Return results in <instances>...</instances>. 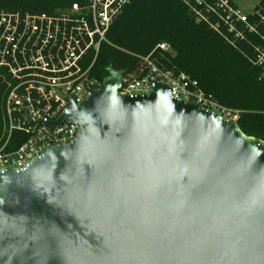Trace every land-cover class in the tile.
Here are the masks:
<instances>
[{"label":"water","instance_id":"obj_1","mask_svg":"<svg viewBox=\"0 0 264 264\" xmlns=\"http://www.w3.org/2000/svg\"><path fill=\"white\" fill-rule=\"evenodd\" d=\"M123 72L48 123L76 141L0 173V264H264V144Z\"/></svg>","mask_w":264,"mask_h":264},{"label":"built area","instance_id":"obj_2","mask_svg":"<svg viewBox=\"0 0 264 264\" xmlns=\"http://www.w3.org/2000/svg\"><path fill=\"white\" fill-rule=\"evenodd\" d=\"M132 1L77 0L54 13L0 10V69L9 78L0 173L26 169L49 146L77 140L76 122L48 123L58 120L71 100L79 104L103 87L109 73L103 78L95 73L97 58L108 31ZM182 1L196 20L231 44L246 43L252 50L246 55L264 75V0L249 12L243 10L240 0ZM160 48L167 50L168 45L162 43ZM122 71L120 93L149 95L162 83L172 97L196 103L224 120L238 122L241 117L239 110L221 105L197 80L158 65L150 56L142 57L136 68ZM16 143L19 145L14 147ZM2 183L0 178V188Z\"/></svg>","mask_w":264,"mask_h":264},{"label":"trees","instance_id":"obj_3","mask_svg":"<svg viewBox=\"0 0 264 264\" xmlns=\"http://www.w3.org/2000/svg\"><path fill=\"white\" fill-rule=\"evenodd\" d=\"M75 1L0 0V10L54 13ZM162 43L167 50L160 48ZM251 51L246 43L233 45L196 20L182 0H133L108 31L94 70L103 78L110 66L134 69L142 57L150 56L158 65L197 80L224 107L239 110L242 131L264 143V75L246 55ZM8 80L0 69V142L7 133Z\"/></svg>","mask_w":264,"mask_h":264},{"label":"rangeland","instance_id":"obj_4","mask_svg":"<svg viewBox=\"0 0 264 264\" xmlns=\"http://www.w3.org/2000/svg\"><path fill=\"white\" fill-rule=\"evenodd\" d=\"M259 0H240L239 3L243 10L249 12L254 4H256Z\"/></svg>","mask_w":264,"mask_h":264}]
</instances>
